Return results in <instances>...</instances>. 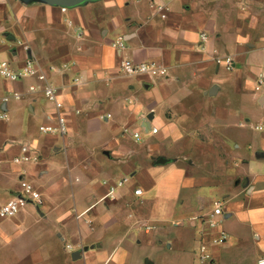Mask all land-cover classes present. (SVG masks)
I'll return each instance as SVG.
<instances>
[{"label":"crops","instance_id":"1","mask_svg":"<svg viewBox=\"0 0 264 264\" xmlns=\"http://www.w3.org/2000/svg\"><path fill=\"white\" fill-rule=\"evenodd\" d=\"M152 1L81 0L64 11L0 0V60L18 69L33 53L68 123L64 135L42 133L56 112L29 91L36 78L0 74V199L22 180L44 197L0 217V264H258L264 255V0H156L166 18ZM123 58L167 71L126 75ZM13 91L22 97L3 102ZM23 145L33 158L15 162ZM222 230L228 240L201 263V243Z\"/></svg>","mask_w":264,"mask_h":264},{"label":"built area","instance_id":"2","mask_svg":"<svg viewBox=\"0 0 264 264\" xmlns=\"http://www.w3.org/2000/svg\"><path fill=\"white\" fill-rule=\"evenodd\" d=\"M150 7L160 13L163 18L167 17L168 13V6L165 3L158 2L153 0L150 3ZM64 11L67 7L62 8ZM202 39H206V34L202 33ZM0 41L1 38H0ZM24 48L27 51H31L28 45L23 43ZM114 45L124 49L126 47V43L123 37H119L118 40L114 41ZM222 59L218 58V61L221 62ZM226 64L233 68L235 66L234 59L231 55H227L225 57ZM121 71L126 75H146L150 77H154L156 75L161 74L162 72H166L167 69L162 64H159L156 61L148 60L136 63L131 59L123 58L120 63ZM0 74L4 77L13 80V81H21L27 77H34L36 78V82L29 85V91L32 93L35 92H43L45 97L54 104L56 115L49 116V123L42 124L40 126V131L45 134H61L64 135L68 132V123H67V116L64 110V103L60 98V88L59 86L49 77L46 70L38 60V58L33 54L29 53L27 58L25 59L23 65L18 69H15L11 66L9 60L1 59L0 60ZM76 82L80 83L81 79L76 78ZM264 87V69H262L256 77V90L260 91ZM22 93L20 91H13L9 95L3 98V102H6L10 97L20 98L22 97ZM79 113L80 110H77ZM106 117H111V114L106 115ZM152 131L154 133L158 132L157 127H153ZM135 137L139 138L140 134L135 133ZM32 152L28 145L22 146V153L15 157V162H26L32 160ZM113 193V190L110 191ZM135 193L140 195L142 190L136 189ZM35 203L41 206L44 202V197L42 193L30 182L26 180L21 181V192L14 195L7 201H3L0 199V217H9L14 216L23 208L24 205L27 203ZM222 212V203L220 201L216 202V207L214 210V214L221 215ZM220 222L211 220L210 227L216 228L218 227ZM229 238V235L226 231H220L218 236H214L211 238L210 241L202 242L199 249V260L201 263L209 261L212 259V253L210 251L211 244H223ZM71 248V245H68ZM258 264H264V255L261 256L258 260Z\"/></svg>","mask_w":264,"mask_h":264},{"label":"water","instance_id":"3","mask_svg":"<svg viewBox=\"0 0 264 264\" xmlns=\"http://www.w3.org/2000/svg\"><path fill=\"white\" fill-rule=\"evenodd\" d=\"M49 1L54 4H59L62 7H70V6L77 4L81 0H49ZM160 162H165V160L160 159Z\"/></svg>","mask_w":264,"mask_h":264}]
</instances>
